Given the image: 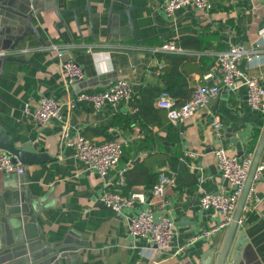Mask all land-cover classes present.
Segmentation results:
<instances>
[{"label":"crops","instance_id":"crops-1","mask_svg":"<svg viewBox=\"0 0 264 264\" xmlns=\"http://www.w3.org/2000/svg\"><path fill=\"white\" fill-rule=\"evenodd\" d=\"M12 1L2 3L19 7V0ZM31 1L38 10L33 25L42 42L30 33L15 51L0 49L16 59L4 66L0 62V127L14 142L36 146L52 160L22 164L21 176L0 173V264H198L217 233L190 240L221 221L219 213L200 208L199 197L228 190L214 151L221 147L228 156L255 155L264 118L250 109L243 87L235 92L222 89L206 108L180 124L171 123L155 101L166 91L178 102L186 101L196 88L216 83L215 55L231 43L255 52L256 60H240L237 66L245 75L261 77L264 85V0H210L213 8L207 19L190 7L168 18L165 0H89V10L87 0ZM126 9L129 17L120 14ZM0 14V26L17 18ZM167 42H175L181 51L154 52ZM64 61L82 68V81L65 84L60 70ZM158 62L165 63L161 75L154 72ZM165 74L169 77L164 79ZM117 80L132 85L129 104L99 110L71 105L74 94L102 91ZM142 95L152 111L136 112ZM46 96L59 104L60 112L39 126L32 114ZM213 118L222 123L219 139L211 126ZM65 125L72 139L79 134L96 143L121 142L116 168L106 177L87 171L61 135ZM129 163L120 190L124 195L143 193L146 200L116 215L99 198L103 191L113 190L118 172ZM161 172L172 174L175 186L161 197L151 196L148 190ZM254 188L261 201L246 214L234 237L235 241L242 231L246 239L242 264H264V172ZM162 203L175 239L159 252L130 234L129 220L146 206L159 211ZM24 208L31 217H22ZM226 230L220 231V241ZM39 234L63 257L44 259L51 249L37 240Z\"/></svg>","mask_w":264,"mask_h":264},{"label":"built area","instance_id":"built-area-1","mask_svg":"<svg viewBox=\"0 0 264 264\" xmlns=\"http://www.w3.org/2000/svg\"><path fill=\"white\" fill-rule=\"evenodd\" d=\"M190 7L194 9L201 18L207 19L210 16L213 5L210 0H165L164 13L168 18L182 9ZM264 31V27H263ZM55 49L54 46H52ZM181 51L175 42L162 44L154 52L172 53ZM5 53H0V56ZM258 56L254 51L246 49L241 44L231 43L227 49L215 55L216 71L219 79L210 86L196 88L189 100L176 105L175 99L167 92H162L155 101L159 109L166 112L167 119L171 123L180 124L193 117L197 112L207 107L219 92L223 89L235 92L243 87L247 92V103L250 109L264 118V85L262 78L258 76H248L238 68V62L245 60L253 62ZM63 80L67 86H73L83 80L82 68L73 61H64L60 64ZM163 63L158 62L154 70L156 75H161ZM133 100L132 85L128 81L117 80L112 82L105 90L98 92H79L74 94L71 105L85 104L94 110L119 104H129ZM28 109L27 106L24 108ZM60 106L51 97H43L33 111V119L39 126H45L50 120L59 115ZM214 136L219 139L222 135V123L219 119L211 120ZM62 137L66 140V145L73 150V157L82 163L86 170L95 172L99 176H107L114 170L122 155L123 144L118 141H107L96 143L77 134L73 139L70 137L68 125L62 129ZM218 174L220 178L228 184L226 192L203 193L199 197V206L202 210L217 212L221 215V221L215 228L205 231L193 237L196 239H209L221 230L228 228L233 219V215L245 186L248 173L253 161L254 154L251 152L243 154L241 157L228 156L226 151L218 147L214 151ZM131 167L130 163L118 172V180L113 186V190L103 191L99 203L110 208L116 215L123 210L133 208L137 204H144L146 196L143 193L130 192L128 195L122 194L120 188L124 185V174ZM24 166L11 154H0V173L7 175H23ZM264 162L258 163L251 186L248 190L238 225L242 223L246 214L257 207L260 198L255 193V182L263 176ZM175 177L161 172L157 182L148 190L151 196L161 197L167 188L175 186ZM166 203L161 204L159 211H154L150 206L135 212L129 220L130 234L140 240L145 248H154L162 252L169 249L175 239L173 223L166 214Z\"/></svg>","mask_w":264,"mask_h":264},{"label":"water","instance_id":"water-1","mask_svg":"<svg viewBox=\"0 0 264 264\" xmlns=\"http://www.w3.org/2000/svg\"><path fill=\"white\" fill-rule=\"evenodd\" d=\"M3 0H0V11L8 12L14 15L15 19L7 20L4 23V26H0V49L1 47H5L7 50L13 52L16 50V47L20 42L25 41L29 34L32 33L33 36L38 38L40 42H42L40 35L33 25V22L38 16V10H36L35 5L31 0L25 2L24 0H19V7H9V5H5L2 3ZM115 1V0H113ZM122 2L123 4H127L123 2V0H117ZM7 2V0H6ZM12 2H18L17 0H13ZM89 0H87V10ZM112 7V3L110 8ZM129 10H122L120 14H124L129 17ZM3 14H0V23H2ZM110 21V19H109ZM16 61L13 57H0V62L4 66L6 62ZM264 148V130L262 132L260 141L258 143L255 155L253 157V161L248 173V177L243 188L242 194L238 200L233 219L229 224L227 230L224 233L222 241L220 238L222 236V232H218L213 240V245L207 249L200 257L198 264H242L243 263V254L244 248L246 246V239L244 233L239 231L237 239L234 241V237L238 230V221L241 216L242 208L248 193V190L251 186L252 179L256 170V167L259 163L260 157L262 155V151ZM0 150L4 153L11 154L16 160H18L23 165H30L33 163H45L47 161L52 160V158L46 152L37 151L36 146L30 147L26 144H20L18 142H14L12 137L8 132H6L2 127H0ZM106 177V176H105ZM28 194L27 189L23 192V196L26 197ZM26 201V198L25 200ZM22 217L24 215H29L27 209H22L20 211ZM30 216V215H29ZM31 217V216H30ZM24 218V217H23ZM34 220V219H33ZM35 223V221H33ZM37 240H42L45 246L51 249V253L47 256H44V259H57L59 256L63 257L62 251L51 244L46 242L42 236V234L38 235ZM22 244H26L27 242L21 241ZM30 254L33 255L32 251H29ZM32 262V261H31ZM32 264V263H30ZM33 264H36L34 262Z\"/></svg>","mask_w":264,"mask_h":264},{"label":"trees","instance_id":"trees-1","mask_svg":"<svg viewBox=\"0 0 264 264\" xmlns=\"http://www.w3.org/2000/svg\"><path fill=\"white\" fill-rule=\"evenodd\" d=\"M189 39V38H188ZM190 41H191V39H190ZM164 68H165V63L163 64V71H164ZM165 72V71H164ZM169 77V75L168 74H165V76H164V79L165 78H168ZM170 89V88H169ZM169 95H170V93H169V91H166ZM162 93V92H161ZM160 93V94H161ZM150 97H152L153 96V94L150 92ZM159 94V95H160ZM158 95V96H159ZM157 96V97H158ZM171 96V95H170ZM156 97V98H157ZM144 97H143V95L140 97V99L138 100V102L135 104V108H136V112L137 113H139V112H141V110H144V109H150L151 111H152V108L150 107V105L147 103V102H145L144 100ZM189 100V99H188ZM187 101V100H186ZM186 101H182V102H178V100L177 99H175V102H176V105H180V104H182V103H184V102H186ZM161 110H163V109H161ZM164 112H165V110H163ZM155 113V112H154ZM154 116H157V114L155 113V115Z\"/></svg>","mask_w":264,"mask_h":264}]
</instances>
